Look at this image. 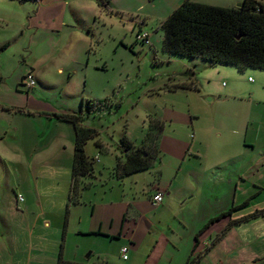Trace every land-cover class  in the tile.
Masks as SVG:
<instances>
[{
    "label": "rangeland",
    "instance_id": "374dc122",
    "mask_svg": "<svg viewBox=\"0 0 264 264\" xmlns=\"http://www.w3.org/2000/svg\"><path fill=\"white\" fill-rule=\"evenodd\" d=\"M183 1L110 0L104 7L97 0H0V137L4 136L0 139V155L8 165L5 172L0 161L2 195L22 180V173L16 172L17 167L12 168L11 164L19 163L15 155L21 148L19 134L45 133L49 139L48 132L55 131L53 119H58L54 114L70 111H77L83 121L88 120L96 128H106L103 138L117 142L124 132L139 138L148 124V115L154 114L156 108L174 107L177 112L174 120L178 124L167 123L165 139L170 134L175 136L173 132L185 125L187 115L197 119L196 130L190 126L180 132L197 134L199 150L192 152L195 155L183 165L185 170L192 169V174L182 180L191 183L197 194L187 204L181 201L179 207L173 205L165 212L179 236L190 237L189 229L195 228L196 217L187 212L191 205L205 208L208 197L219 210L229 209L234 203L239 206L253 190L250 183L255 184L256 180L258 185L264 183V70L248 69L241 74L234 66H209L207 61L197 58L195 62L201 69L198 76L203 77V82L195 81L197 87L163 92L173 79L177 82L190 79L185 72L187 66L193 65V59L170 55L162 49L161 24ZM194 1L225 7H237L240 3ZM140 28L150 35L148 45L137 40ZM32 69L37 83L28 92L20 82ZM249 76L254 82H249ZM158 89L162 90L161 95H157ZM104 98H108L110 106L95 104L89 108V101L96 103ZM88 151H98L93 141L89 142ZM45 160L50 166L58 163L50 153ZM31 163L34 171L38 163ZM48 170L51 171L29 181L33 187L40 184L45 203L59 200L63 193L62 184L53 179L55 175L63 178V173ZM142 176L138 184H133L134 193L141 194L139 187L153 177ZM252 199V204L261 201ZM250 210L246 208L244 214H251ZM237 232V254L217 250L201 264H211L212 260L217 263L219 256L230 261L237 256L238 260L248 262L251 253L264 257V216L249 219ZM91 239L96 244L106 241L99 236ZM192 240L193 237H186L183 247H188ZM144 243L141 245L144 255L133 262L129 252V263H146L147 254L153 249V238L148 236ZM84 248L83 245L79 255ZM89 254L90 251L84 254V262L104 259L96 255L90 260ZM114 255H117L115 264H122L120 252Z\"/></svg>",
    "mask_w": 264,
    "mask_h": 264
},
{
    "label": "crops",
    "instance_id": "0c3cea01",
    "mask_svg": "<svg viewBox=\"0 0 264 264\" xmlns=\"http://www.w3.org/2000/svg\"><path fill=\"white\" fill-rule=\"evenodd\" d=\"M242 1L239 0L240 3ZM195 60H192L193 65L187 66V69H194L196 81L201 83L203 77L198 76L201 69H198L199 64ZM245 71L241 74H244ZM250 78L252 77H248L249 82H254L253 78L251 80ZM184 82L186 81L184 80ZM184 82H177L173 79L171 85L167 84L163 92L170 93L182 89L174 86ZM160 89H158L157 95H161L162 90ZM176 113L174 107H163L161 109L156 108L154 114H150L162 119L164 123L158 140L159 156L151 168L122 177L113 171L118 158L121 161L125 159L120 141L117 142L112 138L111 140L104 139L102 135L106 128H96L93 124H88V120L83 121L82 125L96 128L99 132L96 140H90L94 143L99 142V146L95 144L98 151L95 153L88 151L90 141L86 145L87 154L99 159L95 165L94 173L97 185L82 191L79 202L70 206H68V202L72 186L71 172L75 148L74 126L69 122L53 119L55 120L53 125L55 131L48 132L49 139L45 133L19 134L20 142L18 141V145L21 148L15 154L19 163L12 161L11 164L12 168L17 167L16 172L22 173L20 176L22 180L16 185L8 187L9 189L4 195L0 192V264H98L103 261L108 264H115L114 257L117 255L114 254L117 252H120L119 257L123 261H121L122 264H124V260L127 261V264H137V262H133L141 259L144 255L145 252H143L141 245L148 236L153 238V249L150 248L152 250L150 254H147L149 258L145 264H186L192 260L193 264H201L207 262L217 250H226L228 253L230 252V255L233 251L237 254V248L235 249L238 237L237 229L241 224L249 222L251 218L242 220L249 215L264 211V187L260 188V185H264V183L260 182L258 185L257 180L255 184L249 182L253 189L251 194L244 196L241 205L238 206L234 203L231 208L238 207L237 210L220 219L218 217L231 208L219 210L210 202L211 199L208 197V205L205 208L202 205H191L187 212L196 217L194 218L196 225L193 226L194 229H189L190 237H193V240L188 243V247H183L186 237L188 239L190 237L179 236L175 228L169 223L165 212L173 205L179 207L181 201L183 205L187 204L197 194L191 187V183L182 180L192 174V169L185 170L183 165L186 164V160L195 155L192 152L199 150V144H197V134L194 131L196 130L195 122L197 119H194L192 114L185 118V125L179 126V128L175 127V130L178 128L177 133L173 132L175 136L170 134L168 135L169 139L163 138L166 136L165 131L168 122L178 124L177 120H174ZM178 114L184 115L181 112ZM147 126L145 125L144 132L139 138L132 137L129 132H126L136 147L148 144L145 142ZM190 126L193 127L194 133L192 132L190 135L180 134L183 127L185 129V127ZM248 128L249 126L245 130ZM16 130L17 127H15ZM3 138L4 136L0 137V139ZM218 138H222V134H218ZM43 141L44 144H41ZM34 142L35 146L33 147ZM47 153L51 154L52 159L57 160V165L50 166L47 164L48 159L45 160ZM2 158L3 155H0V161L5 172H7L8 165L6 160L3 161ZM31 161L38 163L34 171ZM47 165L52 171L63 173V178L56 175L53 177L57 184H62L63 193H61L59 200H53L49 203L44 202L40 184L33 187L29 183L30 178L33 177L36 180L41 173L51 171L48 170ZM140 175L144 176H142L143 179L151 175L153 177L147 179L148 182H143L142 186L139 187L141 194L139 192L137 194L132 189L134 183L138 184ZM158 192L164 193V200L160 205L155 206L152 197ZM19 194L24 197L22 202L18 200ZM97 196L100 198L96 199ZM253 197L261 201L252 204ZM246 208L251 209V214H244ZM182 212L184 211L180 210V213ZM262 216L264 215L257 217ZM214 219L216 220L210 223ZM184 227L188 228V225L184 224ZM41 228L43 229L40 230ZM49 229L52 232L48 231ZM92 236H99L106 241L98 244L93 243ZM148 241L150 242V240ZM238 243L240 244L239 241ZM83 245L85 246L84 251L82 255H79V250H82ZM26 246L28 247L27 251H25ZM124 247H128L130 255L134 259L133 262H128L131 259L129 255L128 259H124L122 255V248ZM169 247H171V251H168ZM88 251H90V260L96 255L97 258L104 257V259L96 262H84V254ZM249 256L251 262L238 260L237 256H232L234 259L232 261L219 256L217 263L212 260L211 264H264V257H259V254L251 253Z\"/></svg>",
    "mask_w": 264,
    "mask_h": 264
},
{
    "label": "trees",
    "instance_id": "16d2710c",
    "mask_svg": "<svg viewBox=\"0 0 264 264\" xmlns=\"http://www.w3.org/2000/svg\"><path fill=\"white\" fill-rule=\"evenodd\" d=\"M97 1L100 6L104 7L110 3V0ZM161 27L164 30L162 49L170 55L193 60L201 58L207 61L209 66H234L240 72L250 68L264 70V3L260 0H243L240 7L215 6L194 0H184L162 22ZM143 32L145 31L141 28L137 31L138 41H140L138 34ZM140 42L146 44L144 41ZM33 71L32 69L24 74L20 82L21 85L26 87L25 79L29 74L34 75ZM185 74L190 79L181 84V88L197 87L195 70H188ZM34 77L36 76L34 75ZM31 90L33 88L27 89L28 92ZM99 100L96 103L92 100L89 101V108L92 109L95 104L110 106L108 98ZM54 115L58 118L57 120L71 123L75 129L72 186L68 202V206H70L79 202L82 191L97 185L94 173L95 165L99 159L87 154L86 145L90 140H96L99 132L96 128L82 125V116L77 111L55 113ZM147 127L145 142L148 144L146 146L136 147L126 132L120 138V147L125 159L121 161L118 158L113 169L118 176H127L147 170L158 158L160 152L158 140L164 123L162 119L149 115ZM95 144L99 146L98 141ZM21 196L23 197L22 194L18 195L20 202L24 200V197L21 200ZM237 208L232 207L218 218L231 214ZM259 215H264V211L249 215L242 221ZM186 264H193V260Z\"/></svg>",
    "mask_w": 264,
    "mask_h": 264
},
{
    "label": "built area",
    "instance_id": "2783aa9c",
    "mask_svg": "<svg viewBox=\"0 0 264 264\" xmlns=\"http://www.w3.org/2000/svg\"><path fill=\"white\" fill-rule=\"evenodd\" d=\"M138 39L140 41H144V43L149 44L150 43V35L147 32L139 33L138 34ZM252 78H250L251 80ZM25 85L27 89H32L36 85V79L34 75L29 74L26 79H25ZM21 200H23V197L21 196ZM164 200V193L158 192L153 196L152 202L154 203L155 206L160 205ZM128 253L129 249L128 247L122 248V255L124 259H128Z\"/></svg>",
    "mask_w": 264,
    "mask_h": 264
},
{
    "label": "water",
    "instance_id": "95a60500",
    "mask_svg": "<svg viewBox=\"0 0 264 264\" xmlns=\"http://www.w3.org/2000/svg\"><path fill=\"white\" fill-rule=\"evenodd\" d=\"M242 5V3L238 4V6L240 7Z\"/></svg>",
    "mask_w": 264,
    "mask_h": 264
}]
</instances>
